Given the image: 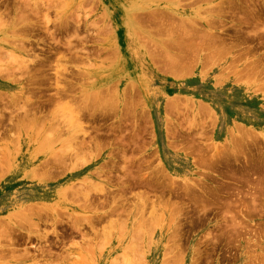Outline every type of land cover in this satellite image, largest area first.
<instances>
[{"label":"rangeland","instance_id":"1","mask_svg":"<svg viewBox=\"0 0 264 264\" xmlns=\"http://www.w3.org/2000/svg\"><path fill=\"white\" fill-rule=\"evenodd\" d=\"M0 68V264H264V0H0Z\"/></svg>","mask_w":264,"mask_h":264},{"label":"bare ground","instance_id":"2","mask_svg":"<svg viewBox=\"0 0 264 264\" xmlns=\"http://www.w3.org/2000/svg\"><path fill=\"white\" fill-rule=\"evenodd\" d=\"M30 4H31V3H30ZM34 4H35V3H34ZM154 11H155V10H154ZM158 11H159V10H158ZM34 13H35V12H34ZM216 13H217V12H216ZM219 13H220V12H219ZM221 13H222V12H221ZM150 14H151V13H150ZM214 14H215V13H214ZM217 14H218V13H217ZM215 15H216V14H215ZM153 17H154V16H153ZM155 17H156V16H155ZM152 19L154 20V18H152ZM166 19H167V18H166ZM156 20H157V19H156ZM160 20H161V19H160ZM246 20H247V19H246ZM161 21H163V20H161ZM32 23H33V22H32ZM207 23H208V22H207ZM36 24H37V23H36ZM65 24H66V23H65ZM215 24H216V23H215ZM215 24H214V25H215ZM27 25H28V24H27ZM253 25H254V24H253ZM30 26H32V25H30ZM34 26H35V25H34ZM212 26H213V24H212ZM61 27H63V24L61 25ZM65 27H66V26H65ZM71 27H72V26H71ZM73 27H74V26H73ZM178 27H179V26H178ZM209 27H210V26H209ZM23 28H24V26H23ZM28 28H29V27H28ZM28 28H27V29H28ZM40 28H41V27H40ZM75 28H76V27H75ZM205 29H206V28H205ZM209 29H210V28H209ZM23 30H24V29H23ZM28 30H29V29H28ZM49 30H50V29H49ZM24 31H25V30H24ZM37 32H38V31H37ZM69 32H70V31H69ZM74 32H75V31H74ZM190 32H191V31H190ZM50 34H51V33H50ZM210 34H211V33H210ZM30 35H31V34H30ZM32 35H33V34H32ZM70 35H71V34H70ZM199 35H200V34H199ZM205 35H207V34H205ZM49 37H50V36H49ZM51 37H54V36H51ZM191 37H192V36H191ZM51 39H52V38H51ZM55 41H56V40H55ZM71 42H72V41H71ZM80 42H81V41H80ZM55 43H56V42H55ZM66 43H68V42H66ZM82 43H83V42H82ZM59 44H60V43H59ZM71 44H72V43H71ZM68 45H69V43H68ZM207 46H208V45H207ZM61 47H62V46H61ZM66 47H67V46H66ZM216 47H217V46H216ZM57 48H58V47H57ZM70 48H71V47H70ZM54 49H55V48H54ZM59 49H60V47H59ZM72 49H73V48H72ZM75 49H76V48H75ZM75 49H74V50H75ZM77 49H78V48H77ZM23 50H24V49H23ZM57 50H58V49H56V51H57ZM82 50H83V49H82ZM219 50H220V49H219ZM26 51H27V50H26ZM227 51H228V50H227ZM5 52H6V51H5ZM24 52H25V50H24ZM32 52H33V51H32ZM53 52H54V51H53ZM67 53H68V52H67ZM71 53H72V52H71ZM4 54H5V53H4ZM9 54H10V53H9ZM15 54H16V53H15ZM76 54H77V53H76ZM59 55H61V54H59ZM73 55H74V54H73ZM9 56H10V58H12V55H11V54H10ZM9 56H8V57H9ZM19 56H21V55H19ZM70 56H72V55H70ZM74 56H75V55H74ZM37 57H38V56L35 55L34 60H32V62H33L34 64H35V63H36V64L41 63V62H38L37 60H35V59H38ZM57 57H59V56H57ZM57 57H56V58H57ZM14 58H15V57H14ZM14 58H12V61L14 62V60H15V62L18 63V64H16V66H20V67H22L23 69H24V68L27 69L26 71H30L31 67H30L29 64L32 63L30 59L25 58V56L21 57L20 60H19V58H18V59H17V58L14 59ZM63 58H64V56H63ZM63 58H62V59H63ZM72 58H73V57H72ZM76 58H77V57H76ZM13 59H14V60H13ZM16 59H17V61H16ZM62 59H61V60H62ZM70 59H71V58H70ZM165 60H166V59H165ZM167 60H168V59H167ZM35 61H36V62H35ZM37 62H38V63H37ZM59 62H61V61H59ZM65 62H66V61H65ZM168 62H169V61H168ZM166 63H167V62H166ZM173 63H174V62H173ZM173 63H172V65H173ZM11 64H13V63H11ZM164 64H165V63H164ZM167 64H168V63H167ZM167 64H166V65H167ZM59 65H60V64H58V66H59ZM64 65H65V64H64ZM8 66H9V65H8ZM31 66H32V65H31ZM35 66H36V65H35ZM60 66H61V65H60ZM20 67H19V68H20ZM33 67H34V66H33ZM63 67H64V66H63ZM165 67H166V66H165ZM169 67H170V65H169ZM2 68H3V67H2ZM5 68H6V67H5ZM22 68H21V70H22ZM28 68H29V69H28ZM57 68H58V67H57ZM59 68H60V67H59ZM59 68L56 69V73H55V75H56L57 94L59 95V96H58V95L56 94V96H57V98L60 100V99L63 97V94L65 93V87H62V86H61V82L63 83L64 80L62 81V80L60 79V78H61V76H60L61 73H60ZM64 68H65V67H64ZM170 68H171V67H170ZM0 69H1V68H0ZM8 69H9V67H8ZM8 69H7V70H8ZM65 69L67 70V68H65ZM18 70H19V69H18ZM167 70H168V69H167ZM59 73H60V75H59ZM65 75H66V74H65ZM75 75H76V74H75ZM67 80H68V79H67ZM67 85H68V84H67ZM65 86H66V85H65ZM71 87H72V86H71ZM66 91H67V89H66ZM98 92H99V91H98ZM95 93H96V92H95ZM100 95H101V94H100ZM0 97L2 98V99H0V101H1V100L4 101L3 97H2V96H0ZM30 98H31V97H30ZM63 99H64V98H63ZM95 99H96V98H95ZM99 100H100V99H99ZM2 101H1V102H2ZM29 103H30V102H29ZM95 103H96V101H95ZM75 104H76V102H75ZM91 105H92V104H91ZM96 105H97V104H96ZM96 105H94V106H96ZM105 105H106V104H105ZM94 106H93V108H92L93 111H94V108H95ZM99 106H101V105H99ZM106 106H107V105H106ZM112 106H113V105H112ZM23 107H24V108H23ZM23 107L21 108V109H23V111L25 112V114H24L23 117H28V115H29V113H30V112L28 111L29 109H25L26 106H23ZM80 107H81V106H80ZM80 107H79V110H82V109H83V108H82L83 106L81 107L82 109H80ZM90 107H91V106H90ZM103 107H104V106H103ZM4 108H5V107H4ZM16 108H17V106H16ZM97 108H99V107H97ZM100 108H102V106H101ZM104 108H105V107H104ZM67 109H68V108H67ZM117 109H118V108H117ZM69 110H71V108H70ZM72 110H73V109H72ZM85 110H88V109H85ZM83 111H84V110H83ZM33 112H34V111H33ZM73 112H75V111H72V114H71V115H73ZM76 112H78V114H79V111H76ZM97 112H98V110H97ZM90 113H91V112H90ZM1 114H2V113H1ZM1 114H0V116H1ZM81 114H83V113L81 112ZM57 115H58V114H57ZM71 115H70V116H71ZM76 115H77V114H76ZM79 115H80V114H79ZM3 116H4V114H2V117H0V118H1V119H0V126L2 125ZM70 116H69V117H70ZM90 116H91V115H90ZM75 117H76V119H74ZM75 117H72V116H71V118H73V120H74V121H73L74 123H75L76 121H78L79 118H80L81 116H79V117H78V116H75ZM95 118H96V117H95ZM25 119H26V118H25ZM73 122H72V123H73ZM78 122H79V121H78ZM33 123H34V122H33ZM67 124H68V123H67ZM79 124H80V123H79ZM64 126H65V125H64ZM69 126H71V125H69ZM67 127H68V126H67ZM30 128H31V127H30ZM68 128H69V127H68ZM76 128H77V126H76ZM79 128H82V127H79ZM42 129H43V128H42ZM40 130H41V129H39V131H40ZM56 130H57V128H56ZM75 130H77V129H75ZM37 131H38V130H37ZM39 131H38V132H39ZM40 132H41V131H40ZM55 132H56V131H55ZM63 132H64V131H63ZM46 133H47V132H46ZM69 133H70V132H69ZM78 133H79V132H78ZM35 134H36V133H35ZM74 134H76V133H74ZM38 135H39V134H38ZM72 136H73V137H71V139L74 140V141H76V140H77L76 135H75L76 139L74 138V135H72ZM35 137H36V136H35ZM50 138H51V137H50ZM60 138H61V137H60ZM47 139L49 140V138H47ZM42 140H43V138H42ZM59 140H60V139H59ZM74 141H73V142H74ZM78 141H79V139L76 141V146L78 145V144H77ZM80 141H81V140H80ZM38 143H39V142H38ZM71 143H72V141H71ZM71 143L69 142V144H71ZM86 144H87L86 142H83V141H82V142L80 143V145H78V146L81 147V148H83L82 146H83V145H86ZM39 146H40V145H39ZM48 146H49V145H48ZM50 146H51V145H50ZM76 146H75V147H76ZM45 147H46V146H45ZM45 147H44V148H45ZM69 147H70V146H69ZM75 147H74V148H75ZM87 147H88V146H87ZM81 148H80V149H81ZM41 149H42V148H41ZM80 149H79V150H80ZM83 149H84V148H83ZM100 149H101V148H100ZM38 150H39V149H38ZM73 150H74V149H73ZM78 152H79V151H78ZM60 153H61V152H60ZM121 154H122V153H121ZM59 155H61V154H59ZM69 155H70V154H69ZM122 155H123V154H122ZM123 156H124V155H123ZM125 156H126V155H125ZM125 156H124V157H125ZM69 157H70V156H69ZM75 157H76V156H75ZM126 158H127V157H126ZM54 159H55V158H54ZM122 159H124V158H122ZM61 161H64V160H61ZM49 162H50V161H49ZM57 162H59V160H58ZM53 163H54V162H53ZM128 163H129V162H128ZM122 169H123V168H122ZM126 172H127V171H126ZM127 173L129 174V176H131V175H130V174H131V171H128ZM116 174H117V173H116ZM129 176H128V177H129ZM119 180H120V179H119ZM128 183H129V182H128ZM128 183L125 185V187H123V189H125L126 187H127V188L130 187V184H128ZM145 183H146V182H145ZM124 184H125V183H124ZM95 185H97V186H99V187H97V186H95ZM92 186H93V185H92ZM94 186L97 187V189H98V188H100V189L103 188V186L100 187V185H99L98 183L94 184ZM94 186H93V188H94ZM70 188H71V187H70ZM94 189H96V188H94ZM94 189H93V190H94ZM81 191H82V190H81ZM129 192H130V191H129ZM144 193H145V192H144ZM144 193H141V196H142V195H145ZM147 194H148V192H147ZM79 195H80V193H79ZM83 195H84V194H83ZM88 195H89V194H88ZM88 195H85V196L89 197ZM83 197H84V196H83ZM145 197H149V195H146ZM145 197H144V198H145ZM127 198H128V197H127ZM141 198H142V197H141ZM145 199H146V198H145ZM147 199H148V198H147ZM149 202H150V201H149ZM84 203H85V202H84ZM87 203H88V202H87ZM144 203H145V202H144ZM144 206H145V205H143V207H144ZM37 215H38V214H37ZM33 216H34V215H33ZM230 216H231V215H230ZM25 218H27V217H25ZM84 218H85V217H84ZM79 219H80V218H79ZM85 219H86V218H85ZM85 219H84V220H85ZM231 219H233V217H232ZM82 220H83V219H82ZM233 220H234V219H233ZM28 221H29V220H28ZM79 221H80V220H79ZM85 221H86V220H85ZM87 221H89V220H87ZM28 223H29V224H33L34 226H38V223L35 222V221L32 222V220H31V222H28ZM75 223H77V222H75ZM73 225H74V224H73ZM77 225H78V223H77ZM77 225H76V227L78 228ZM88 225H89V224H88ZM34 226H30V227H34ZM74 228H75V226H74ZM78 229H79V228H78ZM6 234H7V233H6ZM45 235H46V234H45ZM45 235H43V238L46 237Z\"/></svg>","mask_w":264,"mask_h":264},{"label":"flooded vegetation","instance_id":"3","mask_svg":"<svg viewBox=\"0 0 264 264\" xmlns=\"http://www.w3.org/2000/svg\"><path fill=\"white\" fill-rule=\"evenodd\" d=\"M34 41L36 40V39H33ZM49 42H52L51 40H49ZM39 48H42L43 50H48V45L44 48V47H42V46H38Z\"/></svg>","mask_w":264,"mask_h":264}]
</instances>
